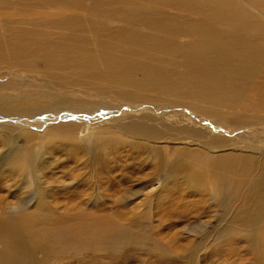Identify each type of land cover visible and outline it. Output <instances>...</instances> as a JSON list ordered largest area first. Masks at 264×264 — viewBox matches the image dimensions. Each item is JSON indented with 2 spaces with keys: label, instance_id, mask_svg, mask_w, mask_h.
I'll return each instance as SVG.
<instances>
[{
  "label": "rangeland",
  "instance_id": "1",
  "mask_svg": "<svg viewBox=\"0 0 264 264\" xmlns=\"http://www.w3.org/2000/svg\"><path fill=\"white\" fill-rule=\"evenodd\" d=\"M229 1L264 24V0ZM91 2L0 0V35L10 44L46 42L47 33L63 30L50 24L61 17L89 26ZM169 5L170 10L154 3L167 12L152 16L179 24L178 16L181 23L204 18L187 19L176 3ZM230 30L225 28V36ZM3 55L0 47V109L9 112L0 115V231L7 237L0 241V262L15 243L8 224L34 215L38 231L17 233L26 242L28 264H264V58L256 78L242 82L246 94L231 106L197 102L191 82L156 95L88 78L76 69L82 56L75 62L59 52L47 62L19 56L23 67ZM227 67V86L214 93L235 101L241 70L233 63ZM94 223L112 226L108 239L116 240L68 251L71 246L63 249L58 238H43L57 226L70 234L84 225L80 230L89 232L84 239L90 241Z\"/></svg>",
  "mask_w": 264,
  "mask_h": 264
},
{
  "label": "bare ground",
  "instance_id": "2",
  "mask_svg": "<svg viewBox=\"0 0 264 264\" xmlns=\"http://www.w3.org/2000/svg\"><path fill=\"white\" fill-rule=\"evenodd\" d=\"M4 1L5 3L9 2V0ZM15 1L20 3L26 1L33 5H42L58 2L70 3L72 0ZM100 1H102V3ZM142 1L147 2V4L129 3L121 0H92L90 8L87 7L90 13H93L89 26L84 25L80 19L75 17H61V19L56 21L54 20V23L50 24L54 30L58 28L63 30L55 33L54 35L47 33L46 36H44V39H47L46 42H25L22 40H16V43L10 44V41L3 40V37L0 35V47L4 49V55L2 57L4 59L11 60L10 64L16 66L18 64L17 58L19 56H29L42 59L46 62V58L51 57L54 60V53L56 52H59V54L64 56L69 62L72 60L75 62L76 60L74 59H78L77 61H79L78 57L82 56L85 58V61H83L76 69H78L82 74L85 73V75H89L88 78L91 76L95 77L97 81H108L118 87L129 85L137 88L140 87L142 89L144 88V90L146 89L147 92H155L156 95L159 94L163 88L172 87L174 83L182 85L185 82H191V84L193 83L194 85V92L196 93V95L194 94L193 96L198 98L197 102L201 103L204 101L209 104L229 103V105L234 106L240 99L238 96H243V93L247 91V87L245 90L243 89L244 85L242 82H245L250 75H253L252 78H256L262 68V59L264 58V50L262 49L264 48V40H262V37L264 36H262V33L264 32V24H262V21L259 20L257 22V19L251 20V17L248 18L247 16H244L245 14L242 10H239L242 13L237 11L238 8L234 7L233 4H231L233 2H230L229 0ZM170 2L176 3L178 6V8H176L177 10L174 7L173 9L176 11H183V13L187 16V19L188 17L189 19H195L198 16L202 17L203 15L204 18L200 19V22L181 23L184 19L180 20L179 18L182 17L178 16V20L180 21L179 24L174 18L158 20L156 16L155 18L152 16L153 14L151 13H157L158 16V13L167 12L164 9L152 7L154 3L157 5L161 4L170 10V7H172L169 5ZM107 3L108 6L104 7ZM188 10L191 11L188 12ZM184 14L180 15L185 16ZM95 20H98V23L95 22ZM86 26L88 28L85 30ZM226 27L231 28L229 33L232 34V36L230 37L229 34L230 38L224 34L226 32ZM213 33H215L214 37ZM15 36L17 35L15 34ZM18 37L20 38V36ZM256 37L257 39H255ZM253 45H255V47L251 48ZM25 58L27 59V57ZM57 59L60 60V58ZM232 63L235 65L234 68L241 70L239 72L241 87L237 90V94L234 95L235 101L232 98L233 96H221L214 93L216 89H223V86L224 88L227 86V83L223 78V74H225L226 77L227 68H231L227 66ZM66 64L70 65L68 63ZM18 65L26 67L22 64ZM27 67L31 68V66ZM252 78H249L248 81ZM1 108L3 109L2 106ZM22 108L24 110H31V107L29 106H24ZM193 108L196 109L194 105ZM2 109H0V115L4 116V114L8 111ZM136 130L139 129L136 128ZM142 130L148 132L147 129ZM241 162L245 161L241 160ZM205 164L206 162L201 165L204 166ZM245 169L248 170L247 167ZM249 169L251 168L249 167ZM249 171L250 170H248V172ZM260 174H258V178L259 176L261 178L264 173L262 175ZM225 175L226 174H224V176ZM223 180L225 179H222V181ZM246 183L248 184V182ZM243 185L241 186L243 187ZM247 187L249 186L247 185ZM261 197L260 199H262ZM262 200L260 201V205L264 208V202L262 203ZM250 210L252 211V209ZM244 216L242 218H244ZM80 219L83 218L81 217ZM249 221L250 220H248V222ZM37 222H40L37 216L28 215L22 220L8 224L10 229V241L13 240L15 243L7 245L2 254L0 264H28L26 242L20 240L17 233L20 228H25L32 234L36 233L38 231ZM88 223L89 222H87V224ZM90 224L89 229L93 231V237L90 238V241H88V238L84 239V233L85 231L86 233L88 231L85 230L83 232V230H80L87 228V226L85 227L82 224L80 229H74L70 232V234H68L69 231L67 228L65 229L64 227V229H62V227L61 229H58L57 226L51 232L45 231L43 233V238H58L60 245L63 244L61 246L63 249L67 244L71 246H69L70 250L68 251H71L72 249L76 250L85 243L93 242L99 239L108 240L109 242L116 240L115 237L108 239V237H111L108 235L110 234L109 228L112 226H102L104 227L102 228L95 223L92 225ZM87 234H89V232ZM1 235L2 233L0 231V241L4 242L7 237L2 239Z\"/></svg>",
  "mask_w": 264,
  "mask_h": 264
}]
</instances>
